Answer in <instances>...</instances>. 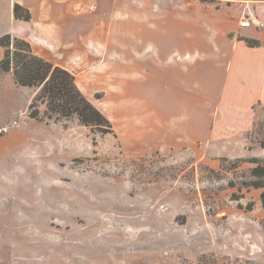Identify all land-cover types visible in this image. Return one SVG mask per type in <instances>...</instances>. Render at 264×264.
<instances>
[{"label": "rangeland", "instance_id": "1", "mask_svg": "<svg viewBox=\"0 0 264 264\" xmlns=\"http://www.w3.org/2000/svg\"><path fill=\"white\" fill-rule=\"evenodd\" d=\"M10 1L38 10L34 0H0V22ZM116 1L71 12L100 24L118 13ZM183 6L173 0L172 10ZM86 70L74 71L77 83L112 132L75 116L30 118L36 89L0 72V126L18 122L0 134V264H264L262 189L250 184L252 167L264 165V105L249 128L212 136L217 89L206 88L203 130L191 120L193 95L182 114L188 134L175 135L149 123L147 89L104 88Z\"/></svg>", "mask_w": 264, "mask_h": 264}, {"label": "crops", "instance_id": "2", "mask_svg": "<svg viewBox=\"0 0 264 264\" xmlns=\"http://www.w3.org/2000/svg\"><path fill=\"white\" fill-rule=\"evenodd\" d=\"M34 1L38 10L35 16L28 8L29 20L16 19L14 2L8 3L0 36L26 39L36 54L71 71L78 87L74 71L87 69L92 83L104 88L131 81L147 89L152 126L165 123L173 134L187 135L182 114L194 95L191 120L202 131L198 112L210 87L217 89L212 136L249 128L254 107L264 105V27L239 26L246 13L264 22V0H181L185 6L175 10L173 0H117L118 13L100 24L88 12H71L89 9L90 0H63L59 9L54 0ZM173 119L179 122L172 126Z\"/></svg>", "mask_w": 264, "mask_h": 264}, {"label": "trees", "instance_id": "3", "mask_svg": "<svg viewBox=\"0 0 264 264\" xmlns=\"http://www.w3.org/2000/svg\"><path fill=\"white\" fill-rule=\"evenodd\" d=\"M13 16L16 19L29 20L28 8L15 2ZM249 45H257L256 40H247ZM0 72L11 73L17 86L35 88L36 92L28 105V116L39 122H48L54 118L75 116L85 126L106 128L112 132V124L79 89L75 75L60 65L36 54L29 41L4 33L0 36ZM251 174L255 177L251 185L261 188V205L264 208V165L256 164Z\"/></svg>", "mask_w": 264, "mask_h": 264}, {"label": "built area", "instance_id": "4", "mask_svg": "<svg viewBox=\"0 0 264 264\" xmlns=\"http://www.w3.org/2000/svg\"><path fill=\"white\" fill-rule=\"evenodd\" d=\"M239 26L240 27H264V22L259 20L257 16L246 13L244 14L239 21ZM18 125L17 121H12L9 124L0 126V134H5L7 133L12 127H16Z\"/></svg>", "mask_w": 264, "mask_h": 264}]
</instances>
